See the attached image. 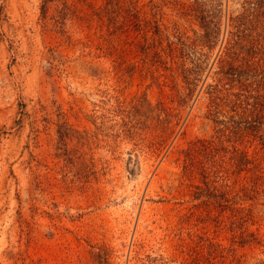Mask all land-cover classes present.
Here are the masks:
<instances>
[{
	"label": "rangeland",
	"instance_id": "374dc122",
	"mask_svg": "<svg viewBox=\"0 0 264 264\" xmlns=\"http://www.w3.org/2000/svg\"><path fill=\"white\" fill-rule=\"evenodd\" d=\"M0 264H264V0H0Z\"/></svg>",
	"mask_w": 264,
	"mask_h": 264
},
{
	"label": "trees",
	"instance_id": "16d2710c",
	"mask_svg": "<svg viewBox=\"0 0 264 264\" xmlns=\"http://www.w3.org/2000/svg\"><path fill=\"white\" fill-rule=\"evenodd\" d=\"M242 15H243V14H242ZM242 15L238 16L237 18H240V17H242Z\"/></svg>",
	"mask_w": 264,
	"mask_h": 264
}]
</instances>
